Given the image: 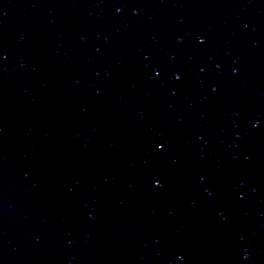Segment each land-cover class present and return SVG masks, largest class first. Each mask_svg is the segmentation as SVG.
Masks as SVG:
<instances>
[{
	"label": "water",
	"instance_id": "1",
	"mask_svg": "<svg viewBox=\"0 0 264 264\" xmlns=\"http://www.w3.org/2000/svg\"><path fill=\"white\" fill-rule=\"evenodd\" d=\"M0 264H264V0H0Z\"/></svg>",
	"mask_w": 264,
	"mask_h": 264
},
{
	"label": "snow or ice",
	"instance_id": "2",
	"mask_svg": "<svg viewBox=\"0 0 264 264\" xmlns=\"http://www.w3.org/2000/svg\"><path fill=\"white\" fill-rule=\"evenodd\" d=\"M203 42V41H202ZM164 147V145L163 144H161V148H163Z\"/></svg>",
	"mask_w": 264,
	"mask_h": 264
}]
</instances>
